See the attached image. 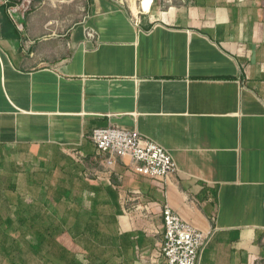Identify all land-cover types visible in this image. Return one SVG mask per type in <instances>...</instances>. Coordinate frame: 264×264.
<instances>
[{"label": "crops", "instance_id": "1", "mask_svg": "<svg viewBox=\"0 0 264 264\" xmlns=\"http://www.w3.org/2000/svg\"><path fill=\"white\" fill-rule=\"evenodd\" d=\"M29 1L0 0V264H166L165 205L212 234L196 264H264V0H85L70 27ZM106 127L176 173L104 167Z\"/></svg>", "mask_w": 264, "mask_h": 264}, {"label": "built area", "instance_id": "2", "mask_svg": "<svg viewBox=\"0 0 264 264\" xmlns=\"http://www.w3.org/2000/svg\"><path fill=\"white\" fill-rule=\"evenodd\" d=\"M6 3L7 0H4ZM29 5V0H25ZM88 40L96 37L90 28H84ZM89 139L95 148V157L101 165L111 168L116 159L129 157L133 171L153 182L164 181L177 171L171 154L151 138L121 127L92 130ZM83 156H76L81 162ZM163 241L160 256L166 264H196L201 251L207 246L212 234L204 233L183 221L168 205L161 211Z\"/></svg>", "mask_w": 264, "mask_h": 264}, {"label": "rangeland", "instance_id": "3", "mask_svg": "<svg viewBox=\"0 0 264 264\" xmlns=\"http://www.w3.org/2000/svg\"><path fill=\"white\" fill-rule=\"evenodd\" d=\"M51 1L54 4V6L49 9L50 11L48 12V16L52 20H54V18H56L57 20H62L64 27L67 26L70 27L77 22H81L86 17L87 8H86L85 0H51ZM119 1L123 5L127 6V0H119ZM33 3H34L33 1L32 2L29 1V5L26 11L24 12V14H27L30 10L33 9Z\"/></svg>", "mask_w": 264, "mask_h": 264}, {"label": "trees", "instance_id": "4", "mask_svg": "<svg viewBox=\"0 0 264 264\" xmlns=\"http://www.w3.org/2000/svg\"><path fill=\"white\" fill-rule=\"evenodd\" d=\"M63 260L64 261H72L75 260L74 254H72L70 251L66 250L65 248L63 249Z\"/></svg>", "mask_w": 264, "mask_h": 264}]
</instances>
